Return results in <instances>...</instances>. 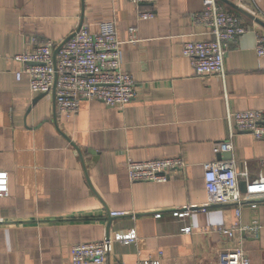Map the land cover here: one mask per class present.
Here are the masks:
<instances>
[{"label":"crops","instance_id":"0c3cea01","mask_svg":"<svg viewBox=\"0 0 264 264\" xmlns=\"http://www.w3.org/2000/svg\"><path fill=\"white\" fill-rule=\"evenodd\" d=\"M149 9L153 19L137 18ZM201 9L202 0L138 7L129 0H0V171L8 175L0 264H70L72 245L131 230L133 243L113 241L105 264L217 262L230 245L217 229L233 227L235 207L199 210L208 200L204 165L218 160L213 145L228 138L226 108L264 109V61L255 55L264 27L240 15L246 32L228 48L225 78L200 77L182 50L208 39L193 23ZM241 9L264 14V0H243ZM103 22L115 23L124 42L121 70L135 81L137 95L122 109L82 101L76 113L59 114L52 93L33 94L26 75L16 79L22 65L13 58L29 50L27 39L60 43L80 24L97 33ZM130 27L134 44L126 43ZM176 157L186 166L179 176L128 179V161ZM231 157L248 180L264 178V138L237 131ZM187 207L197 209L173 216ZM240 223L236 236L250 264H264V196L243 203Z\"/></svg>","mask_w":264,"mask_h":264},{"label":"built area","instance_id":"2783aa9c","mask_svg":"<svg viewBox=\"0 0 264 264\" xmlns=\"http://www.w3.org/2000/svg\"><path fill=\"white\" fill-rule=\"evenodd\" d=\"M137 7L143 4L153 6L158 0H129ZM242 8L243 0H234ZM153 10H141L137 13L139 20L153 19ZM254 16V15H253ZM264 20V14L254 16ZM193 23L204 29L208 39L187 42L182 53L188 58L195 74L200 77L219 76L225 78V57L229 46L246 32L242 17L230 12L219 0H202V9L193 15ZM79 27V26H78ZM135 27L128 29L126 43L137 42ZM29 50L16 55L13 59L22 65L16 72L20 80L24 74L28 77L29 90L33 94L54 95L57 113L71 115L76 113L82 101L100 102L110 108L122 109L136 97L133 77L121 70V42L117 38L115 23L99 24V31L92 33L86 25L81 24L71 35L60 43L27 39ZM255 55L258 62L264 61V37L257 36ZM228 128V138L214 143L215 155L231 152L233 138L237 131L251 134L255 139L264 138V109L232 112L226 108L224 115ZM185 163L181 158H162L147 161H128L127 176L130 182L161 183L170 177L182 174ZM204 186L208 195L207 203L199 210L210 206L235 207V222L231 229L218 227L217 232L225 236L230 245L218 255L215 264H250L242 247L241 237L236 234L242 231L240 223L241 208L256 196H264V178L248 180L247 169L237 171L234 160H217L204 165ZM240 182L245 184V192L240 190ZM8 194V175L0 171V197ZM189 208V209H188ZM251 209L256 203L250 204ZM196 207H187L175 211L173 216L183 217L186 211ZM125 213L111 212V217H121ZM159 217V215H156ZM189 233V229L184 230ZM136 239L134 230L126 234L109 235L95 243L72 245L70 264H105L111 251L113 241L124 244L133 243ZM138 264H158L154 261H143Z\"/></svg>","mask_w":264,"mask_h":264},{"label":"water","instance_id":"95a60500","mask_svg":"<svg viewBox=\"0 0 264 264\" xmlns=\"http://www.w3.org/2000/svg\"><path fill=\"white\" fill-rule=\"evenodd\" d=\"M222 3H224L225 5H227L228 7L232 8L234 11H236L237 13H239L242 16L248 17L252 20H254L255 23L261 25L262 27H264V23L259 20L258 18L254 17L253 15L245 12L243 9H241L240 7L236 6L235 4H233L232 2L228 1V0H219ZM81 26V24L79 25V27ZM78 27V28H79ZM231 152H227V153H222L220 155H217V159L218 160H231ZM240 190L242 192H245V184L241 183L240 184ZM108 236V234H107Z\"/></svg>","mask_w":264,"mask_h":264},{"label":"trees","instance_id":"16d2710c","mask_svg":"<svg viewBox=\"0 0 264 264\" xmlns=\"http://www.w3.org/2000/svg\"><path fill=\"white\" fill-rule=\"evenodd\" d=\"M237 14H239V13H237ZM240 15V14H239Z\"/></svg>","mask_w":264,"mask_h":264}]
</instances>
